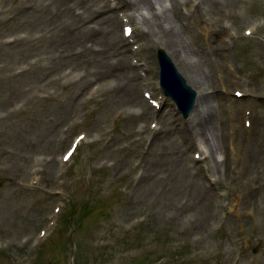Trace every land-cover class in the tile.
<instances>
[{
  "label": "rangeland",
  "instance_id": "rangeland-1",
  "mask_svg": "<svg viewBox=\"0 0 264 264\" xmlns=\"http://www.w3.org/2000/svg\"><path fill=\"white\" fill-rule=\"evenodd\" d=\"M103 1L0 0V264H264V0H194L219 21L209 140L160 88L158 17L192 63L209 33L178 0L181 17L171 0ZM129 13L144 30L130 38ZM103 15L140 80L120 72Z\"/></svg>",
  "mask_w": 264,
  "mask_h": 264
},
{
  "label": "bare ground",
  "instance_id": "bare-ground-1",
  "mask_svg": "<svg viewBox=\"0 0 264 264\" xmlns=\"http://www.w3.org/2000/svg\"><path fill=\"white\" fill-rule=\"evenodd\" d=\"M180 2H184V5H186L185 7L190 10V14L189 16L192 17L191 19L195 22H199L202 26V28L204 30H206L209 34H208V59H200L198 62L196 63H192L191 61H188L186 59L188 58H184L183 57V53H186L187 51L193 53L195 51V48L191 47L190 45L187 46L185 44H183L182 42V36L179 33V31L177 29H174L172 27L169 26H165L164 25V21H166L165 18L163 17H158V27L160 28V31L163 32L164 35H166V38L164 39V41H161V45H163V47H165L166 52L165 54L167 55V57H169V59H172L174 66L178 69V71L180 72V74L184 77L185 81H186V85L193 91L198 92L199 96L197 97L196 100V104L193 110V118L190 122V125L192 126L193 130H191V140L194 139H205V140H209V134L215 130V124L214 121L212 120L211 117L206 118L205 114L206 112L209 111L210 106H211V101L212 99L215 97L214 93L211 91H205L202 92L203 89L202 86L207 84L208 88H212L215 89L214 87H212V85L214 84V81L216 80L215 77L211 76V72H209V67L210 66H214L217 63V54H218V47L216 50V47L213 46V31H214V27H216L219 23V21L217 22V19L214 16V12L213 10L209 9L208 10V15L206 16V18H202L201 17V13L203 10H207L206 7H202V4H197L195 5L194 0H178ZM192 2V5H191ZM106 0L103 1V7H106ZM116 4H120V8L122 9H127V10H134V9H138L141 7H153V0H117ZM115 8H117V5H113ZM194 5V8L192 7ZM116 10V9H115ZM171 13L176 16V17H181L182 13H181V6L179 5L178 2L176 1H172L171 0ZM112 14L115 15L114 12H112ZM95 15V14H94ZM109 14L106 13V16H108ZM106 16H101V19L105 22V25L107 26V29H104V32H102V35L105 38H109V44L114 47V54L118 53L119 55V61L120 63L118 64L120 72L121 73H125L127 74L129 77H131L132 79H139V70L136 67V65H134L131 61H132V57L131 59L129 58V53H131V49L126 45L125 40L124 39H120V37L118 36L117 33H114L113 28L110 27V23L111 20L109 17ZM196 16H200V20H196ZM127 19H130L132 17V15H126ZM133 18V17H132ZM219 20H221V18H219ZM129 24H125L124 27ZM182 27L184 28V30L187 32H190L191 30V26L190 24H183ZM137 28H140L141 30L142 27L141 26H136L134 27L133 33L131 36H133L135 34V30H137ZM249 29V28H248ZM251 29V33L254 32L255 27L252 26L250 27ZM144 31V30H143ZM142 31V32H143ZM155 32V30H154ZM154 32L151 30L150 34L154 35ZM95 34L94 33H91ZM227 35L231 36L234 35V33L227 32ZM207 50V51H208ZM129 52V53H128ZM135 54H137V52H135ZM131 56V55H130ZM92 60V59H90ZM145 64H148L147 61H145ZM150 67V66H149ZM134 69V70H133ZM193 71V72H192ZM123 73V74H124ZM235 73V71H234ZM233 73V74H234ZM223 77V76H222ZM213 78V80H211ZM193 79V80H191ZM225 80V78H224ZM193 84V85H191ZM109 85H113V82H111ZM242 85V88L240 89L241 91H243L244 94H250L249 93V89L246 87V83L244 82ZM117 87L116 90L118 89H122V86L119 84H116ZM120 87V88H119ZM201 92H200V90ZM207 88H205L206 90ZM234 90H238V88L234 89ZM132 92V91H131ZM130 92V96H134L132 95V93ZM243 97V96H242ZM241 107H242V111L246 116H250L249 113V104H246L244 102L241 103ZM139 119L143 121H146L147 119V113L146 111H142V114L139 116ZM248 119V118H247ZM263 130V129H262ZM261 129L258 130V133H261L262 131ZM260 134H256L253 133V135L251 136V148H253V150H256L258 146H256L253 142L255 141V138H259ZM242 164H249V160H242Z\"/></svg>",
  "mask_w": 264,
  "mask_h": 264
},
{
  "label": "water",
  "instance_id": "water-1",
  "mask_svg": "<svg viewBox=\"0 0 264 264\" xmlns=\"http://www.w3.org/2000/svg\"><path fill=\"white\" fill-rule=\"evenodd\" d=\"M160 61L163 68V86L166 93L172 95L177 100L186 116L189 115L194 106L195 91L186 85L184 77L177 71L171 59L167 57L164 51L160 52Z\"/></svg>",
  "mask_w": 264,
  "mask_h": 264
}]
</instances>
